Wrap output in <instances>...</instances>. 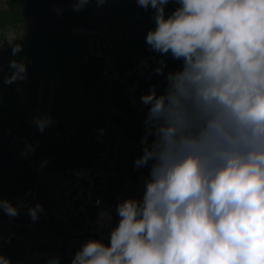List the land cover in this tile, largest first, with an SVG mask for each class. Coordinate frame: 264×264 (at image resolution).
<instances>
[{
  "label": "clouds",
  "instance_id": "clouds-1",
  "mask_svg": "<svg viewBox=\"0 0 264 264\" xmlns=\"http://www.w3.org/2000/svg\"><path fill=\"white\" fill-rule=\"evenodd\" d=\"M175 2L166 16L169 0H137L155 10L146 44L183 61L164 94L153 86L141 96L150 106L135 160L150 164L144 195L118 204L109 245L88 241L72 264H264V0ZM35 123L43 131L51 118ZM0 207L18 214L6 200ZM40 211L29 209L33 220Z\"/></svg>",
  "mask_w": 264,
  "mask_h": 264
},
{
  "label": "built area",
  "instance_id": "built-area-1",
  "mask_svg": "<svg viewBox=\"0 0 264 264\" xmlns=\"http://www.w3.org/2000/svg\"><path fill=\"white\" fill-rule=\"evenodd\" d=\"M112 1L105 0L98 7L96 0H89L83 10L95 24L74 28L85 34L87 52L101 69L96 116L92 112L86 117L58 114L53 78L41 77L31 94L28 74L0 66L9 78L17 76L12 83L29 126L40 133L50 131L61 143L84 136L96 152L88 166L55 169L50 157H37L39 141L14 135L0 124V145L7 147L13 160L25 164L49 210L50 224L45 218L44 223L36 222L27 214L34 195L31 187L10 202L18 210L16 216L0 213V247L10 251L19 245L18 264H54L57 259L59 264H72L88 241L109 245L111 231L120 220L118 204L129 198L141 200L144 195L150 164L135 167L137 142L130 130L135 121L144 123L148 115L150 106L141 102V96L153 86L157 96L165 92L150 81L158 53L138 42L141 26H128L110 15ZM54 9L63 10L57 5ZM47 118L51 123L41 131L35 121Z\"/></svg>",
  "mask_w": 264,
  "mask_h": 264
},
{
  "label": "trees",
  "instance_id": "trees-1",
  "mask_svg": "<svg viewBox=\"0 0 264 264\" xmlns=\"http://www.w3.org/2000/svg\"><path fill=\"white\" fill-rule=\"evenodd\" d=\"M55 0H0V66L11 68L16 61L24 66L28 74V87L30 93L35 90L38 80L43 76L51 77L56 82V112L62 116L86 117L92 112L97 114L98 96L90 107H85L77 101L68 100L62 94L67 73H88L92 64L86 44L85 34L75 32L74 28L93 25L95 20L85 10L76 11L74 8L65 7L61 12L54 9ZM179 5L175 0H169L165 6V15H170ZM110 15L120 19L128 26L140 27L138 42L146 44L147 33L156 27L155 10H145L137 5V0H114L111 3ZM20 46V51L14 53L15 46ZM166 62L163 75H157L155 69L160 67V61ZM183 61L172 58L171 53L161 55L158 53L157 63L150 69L151 82L161 86L164 92L167 89L166 76L169 72L182 70ZM6 69H0V124L5 129H11L14 135L26 137L31 141H39L37 157H50L55 169L73 165L75 161L89 162L95 156V150L84 136L61 143L50 131L40 133L38 128L27 124L25 112L20 108L13 83L8 80ZM96 118L94 117V120ZM131 135L137 142L134 154V163L143 155L144 145L141 143L145 135L144 123L135 121L131 127ZM153 137H149L151 143ZM0 201L11 202L14 197L34 187L32 178L17 162L12 159L5 145H0ZM37 204L46 212L48 205L43 200V192L39 185ZM35 208L31 204L29 209ZM0 213L6 214L0 207ZM31 216V215H30ZM32 217V216H31ZM36 222L44 223L43 215L38 212ZM23 219V217H20ZM22 251L19 245L15 249L6 250L0 247V257H4L9 264H18Z\"/></svg>",
  "mask_w": 264,
  "mask_h": 264
},
{
  "label": "rangeland",
  "instance_id": "rangeland-1",
  "mask_svg": "<svg viewBox=\"0 0 264 264\" xmlns=\"http://www.w3.org/2000/svg\"><path fill=\"white\" fill-rule=\"evenodd\" d=\"M54 3L61 9L73 6V0H55ZM149 10L151 12L154 11V9L151 8H149ZM92 64L88 73H67L62 91L65 98L77 101L85 107H90L92 105L101 87V69L97 66L96 60L93 59ZM88 165L86 161L82 160L74 162L76 168Z\"/></svg>",
  "mask_w": 264,
  "mask_h": 264
},
{
  "label": "water",
  "instance_id": "water-1",
  "mask_svg": "<svg viewBox=\"0 0 264 264\" xmlns=\"http://www.w3.org/2000/svg\"><path fill=\"white\" fill-rule=\"evenodd\" d=\"M1 163H6V161L4 160H0ZM17 165H19L22 169H24L26 172H28L25 164H18V163H15ZM28 174L30 175V177L32 178V183L34 185V195L32 197V204L34 207H36L37 205V194H38V187H37V184H36V180L31 176V174L28 172ZM40 213L43 215V217L46 219V222L48 224H50V218H49V215L47 214V212L45 210L42 209V211H40Z\"/></svg>",
  "mask_w": 264,
  "mask_h": 264
}]
</instances>
